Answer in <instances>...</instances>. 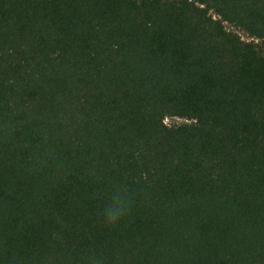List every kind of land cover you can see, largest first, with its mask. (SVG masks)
<instances>
[{
	"label": "trees",
	"instance_id": "1",
	"mask_svg": "<svg viewBox=\"0 0 264 264\" xmlns=\"http://www.w3.org/2000/svg\"><path fill=\"white\" fill-rule=\"evenodd\" d=\"M94 260L264 264V0H0V264Z\"/></svg>",
	"mask_w": 264,
	"mask_h": 264
},
{
	"label": "clouds",
	"instance_id": "2",
	"mask_svg": "<svg viewBox=\"0 0 264 264\" xmlns=\"http://www.w3.org/2000/svg\"><path fill=\"white\" fill-rule=\"evenodd\" d=\"M130 211L129 203L126 197L116 195L113 202L104 209L103 215L109 225H116ZM94 264H100L99 260H94Z\"/></svg>",
	"mask_w": 264,
	"mask_h": 264
},
{
	"label": "rangeland",
	"instance_id": "3",
	"mask_svg": "<svg viewBox=\"0 0 264 264\" xmlns=\"http://www.w3.org/2000/svg\"><path fill=\"white\" fill-rule=\"evenodd\" d=\"M246 39V38H245ZM166 123L169 125V126H173V125H178V124H184V123H187L186 121H183V120H178V119H168L166 121Z\"/></svg>",
	"mask_w": 264,
	"mask_h": 264
}]
</instances>
